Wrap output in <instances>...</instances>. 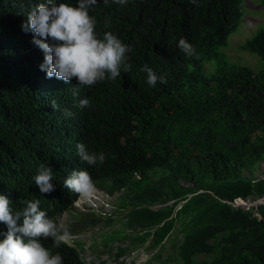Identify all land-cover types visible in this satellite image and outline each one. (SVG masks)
Instances as JSON below:
<instances>
[{
    "label": "trees",
    "instance_id": "trees-1",
    "mask_svg": "<svg viewBox=\"0 0 264 264\" xmlns=\"http://www.w3.org/2000/svg\"><path fill=\"white\" fill-rule=\"evenodd\" d=\"M41 2L0 0V195L14 211L25 207L21 201L38 199L54 221L75 200L64 180L85 170L93 181L126 191L121 208L130 209L135 246L152 240L158 249L177 230L182 241L174 242L173 258L181 264H264V204L234 206L264 197V69L217 53L242 22L243 0H128L126 6L97 0L89 11L96 33L112 31L132 48L131 71L82 85L77 97L68 87L74 78L66 83L40 70L44 53L22 28ZM61 2L78 6V0ZM182 37L199 58L177 48ZM239 50L264 61V28ZM206 63L215 73H206ZM145 64L167 83L149 86ZM84 98L89 106L77 107ZM78 143L105 153L104 163L83 162ZM42 164L53 169L51 193L34 181ZM41 242L63 264H86L77 247Z\"/></svg>",
    "mask_w": 264,
    "mask_h": 264
},
{
    "label": "clouds",
    "instance_id": "clouds-1",
    "mask_svg": "<svg viewBox=\"0 0 264 264\" xmlns=\"http://www.w3.org/2000/svg\"><path fill=\"white\" fill-rule=\"evenodd\" d=\"M192 2L195 3V0ZM111 3L126 6L128 0H111ZM103 4L108 6L109 0H103ZM95 5L97 0H78V6L46 0L31 8L27 14V22L22 25L24 31L33 33L32 43L44 53L40 70L46 72L47 78L55 77L66 83L74 78L68 84L74 97L79 95L82 85L92 86L105 80L114 81L121 76L122 71H131L128 53L132 52V48L112 31H105L102 37L97 35L95 17L89 14L90 6ZM105 28H111L109 21L105 22ZM178 47L187 57L199 58L196 49L186 38L179 39ZM142 71L147 74L146 82L149 86L155 87L158 81L167 83L164 76H158L147 64ZM51 105L54 111L58 110L59 106L55 100L51 101ZM88 106L87 98L80 99L77 105L79 108ZM65 115L70 116L72 113L66 110ZM76 149L80 159L90 166L102 165L106 159L105 153L90 152L83 143H78ZM52 177L53 169L40 165L34 181L41 193H51L55 190ZM156 177L161 179V175H156L153 179ZM64 186L74 192L75 200L73 205L56 216L54 221L41 210L38 199L21 201L25 207L14 211L10 206L11 200L5 195H0V223L7 227L6 232H0L4 237L0 240V264H63L62 256L58 252L53 254L41 242L42 239L52 238L56 248H59L62 242L71 247H80L77 243L81 242L76 241V246H72L65 240L68 233L59 231V219L74 208L80 199L83 210H87L90 205L89 208L97 212L96 216L101 217L100 209L106 203L103 202L102 206L98 204L100 195L125 196L126 193L123 190L115 191L110 184L103 185L93 181L85 170H74L64 180ZM122 205H119L120 209H124L121 208ZM129 210L127 209V217ZM83 261L85 262L84 258Z\"/></svg>",
    "mask_w": 264,
    "mask_h": 264
},
{
    "label": "rangeland",
    "instance_id": "rangeland-1",
    "mask_svg": "<svg viewBox=\"0 0 264 264\" xmlns=\"http://www.w3.org/2000/svg\"><path fill=\"white\" fill-rule=\"evenodd\" d=\"M242 8L244 17L238 30L230 36L228 46L219 48L217 53L231 63L247 66L255 72H260L264 69V61L254 53L239 50V47L264 28L262 0H243ZM205 70L208 75H211L215 73L216 68L213 64L206 63ZM161 174L163 175L161 172L158 173V175ZM158 179L159 177L155 178V180ZM154 183L157 184L153 181L149 182V184ZM100 196L101 200L97 201L98 204L102 206L103 202L106 203L100 209L101 217L96 216L97 212L91 210L90 205L87 210H83L84 206L80 199L74 208L59 219V227L63 230L61 233L65 231L68 233L65 240L72 246H76V241L83 244V248H78L87 264H166L171 257L167 264H181L173 258V255L176 256L174 242L182 241V235L177 230H174L158 249L150 247L152 240L146 245L135 246L134 237L137 233L128 226L126 215L128 211L126 208H119V205L127 201V198L123 194ZM238 203L237 207L241 204L244 208L251 207L242 201ZM161 207L163 206L158 205L154 208ZM121 249L128 251L119 258L118 253ZM200 258H204V255Z\"/></svg>",
    "mask_w": 264,
    "mask_h": 264
},
{
    "label": "water",
    "instance_id": "water-1",
    "mask_svg": "<svg viewBox=\"0 0 264 264\" xmlns=\"http://www.w3.org/2000/svg\"><path fill=\"white\" fill-rule=\"evenodd\" d=\"M244 202V204H246V205H250V206H259V205H261V204H264L263 202H264V197L261 199V200H259V201H257V202H250L249 200H238V201H235L234 202V206H236L237 207V205L239 204L238 202ZM242 205V204H241ZM241 205H239L238 207H241ZM237 207V208H238Z\"/></svg>",
    "mask_w": 264,
    "mask_h": 264
},
{
    "label": "bare ground",
    "instance_id": "bare-ground-1",
    "mask_svg": "<svg viewBox=\"0 0 264 264\" xmlns=\"http://www.w3.org/2000/svg\"><path fill=\"white\" fill-rule=\"evenodd\" d=\"M59 230H61L60 232H62V231H63L62 229H59Z\"/></svg>",
    "mask_w": 264,
    "mask_h": 264
},
{
    "label": "built area",
    "instance_id": "built-area-1",
    "mask_svg": "<svg viewBox=\"0 0 264 264\" xmlns=\"http://www.w3.org/2000/svg\"><path fill=\"white\" fill-rule=\"evenodd\" d=\"M249 207H247L246 209H248Z\"/></svg>",
    "mask_w": 264,
    "mask_h": 264
}]
</instances>
